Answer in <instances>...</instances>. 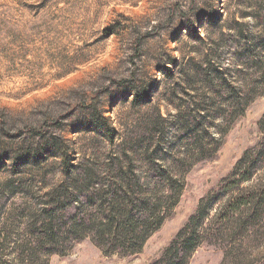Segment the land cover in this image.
I'll use <instances>...</instances> for the list:
<instances>
[{
  "label": "rangeland",
  "instance_id": "374dc122",
  "mask_svg": "<svg viewBox=\"0 0 264 264\" xmlns=\"http://www.w3.org/2000/svg\"><path fill=\"white\" fill-rule=\"evenodd\" d=\"M263 28L264 0H0V257L20 258L13 241H29L28 213L61 179L63 152L73 163L104 167L111 156L157 149L161 135L182 141L173 114L194 97L208 109L214 134L230 128L219 149L186 173L177 204L141 250L105 253L86 237L39 261L150 264L248 149L260 151L258 168L242 187L264 184V78L255 53L246 55L258 49L253 34ZM182 69L189 76L221 70L263 94L231 114L232 96L217 80L198 89L190 80L179 85ZM169 144L160 153L176 154L182 145ZM255 230L244 249L259 264L264 224ZM223 243L200 245L188 264H223Z\"/></svg>",
  "mask_w": 264,
  "mask_h": 264
},
{
  "label": "trees",
  "instance_id": "16d2710c",
  "mask_svg": "<svg viewBox=\"0 0 264 264\" xmlns=\"http://www.w3.org/2000/svg\"><path fill=\"white\" fill-rule=\"evenodd\" d=\"M253 35L258 49L264 50V28ZM258 49L250 50L246 55L255 53L252 56L254 69L262 71L259 76L264 78V53ZM201 72L195 70L189 76L182 69L177 77L178 84L190 85L191 81V84L198 85L194 87L198 89L213 86L217 80L220 89L232 96L231 114H238L252 99L263 94L256 90L258 86L247 91L240 79L232 78L224 71L205 76ZM126 81L122 79L119 83ZM207 113L208 109L195 97L192 101L180 103L173 114L172 125L185 132L182 141L179 137L177 141L168 142L161 135L156 141L157 149L148 150L149 145H145L137 155L111 156L104 167L86 159L73 163L63 152L65 165L61 179L44 192L41 205L28 213L29 241L24 244L13 241L17 243L15 249H20V258L0 257V264H42L40 255L64 254L72 242L86 237L105 253L129 255L139 252L177 204L185 186L186 173L219 149L230 128L221 125L214 134L211 131L214 121ZM157 119L164 120L160 112ZM263 123L264 118L260 125ZM55 124L58 125L57 121ZM31 130L33 135L45 134L36 128ZM183 141L187 143L183 144ZM168 143L182 144L180 151L176 154L170 151L160 153L161 144ZM260 143L264 151V139ZM259 152L252 148L243 153L217 188L199 200L194 213L161 256L150 264H188L200 245L218 241H223L226 248L223 264H253L244 247L252 244L256 225L264 224V184L246 188L242 183L248 182L255 174ZM17 186H23V183L19 181Z\"/></svg>",
  "mask_w": 264,
  "mask_h": 264
}]
</instances>
